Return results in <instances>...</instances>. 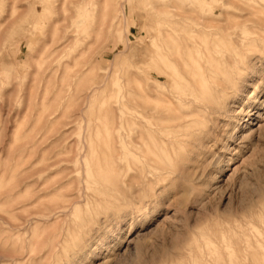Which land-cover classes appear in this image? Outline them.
Listing matches in <instances>:
<instances>
[{
    "label": "rangeland",
    "instance_id": "obj_1",
    "mask_svg": "<svg viewBox=\"0 0 264 264\" xmlns=\"http://www.w3.org/2000/svg\"><path fill=\"white\" fill-rule=\"evenodd\" d=\"M209 48L234 117L152 171L130 123L148 60ZM0 264H264V0H0Z\"/></svg>",
    "mask_w": 264,
    "mask_h": 264
},
{
    "label": "bare ground",
    "instance_id": "obj_2",
    "mask_svg": "<svg viewBox=\"0 0 264 264\" xmlns=\"http://www.w3.org/2000/svg\"><path fill=\"white\" fill-rule=\"evenodd\" d=\"M176 44V42H172L173 46H176ZM192 50L194 49L193 46H190V40L184 39L185 53L188 54ZM206 53L207 58L210 59V63L207 67L179 60L181 64L176 65V69H170L167 66L160 65L156 62L154 57H151V59L148 60L151 63V65H149L150 71L147 72L149 83L145 88L142 87L143 83L138 82L139 84H137L140 91H145V96L140 97L138 95L134 98L135 115L130 121L133 128L132 149H130L132 153L139 156L141 162L145 161L146 158L147 164L149 165L148 169L152 171L154 168V156L160 159L159 156L162 153L164 155L168 154V148L170 147H175L178 149V153L180 152L181 146L183 145L182 138L186 137V135L183 134L185 129L196 128L198 125L204 126L203 122L195 119L201 116H208L211 126H217L221 121V117L225 118V120H230V118L232 119L234 117L235 113L231 111L232 102L230 100L237 97L240 92L238 84L221 83L219 80L222 77V72H220V69L215 64L217 60L213 56L212 49H207ZM139 63L140 65H144L142 62ZM206 77L213 78L214 82L209 83L206 81ZM253 106H250L249 109H252ZM245 112L246 110L242 108L238 116L245 114ZM249 112L248 110L246 114H249ZM213 116H215V118L210 120L209 118ZM226 122L229 126L230 121ZM211 131V128L206 132L200 128L197 132L198 136L206 138V136L208 137V135L211 134ZM193 133L190 134V138L193 141L191 144L204 148L206 146L205 139L195 138ZM111 145V150L108 153V162L114 165L118 150L114 143ZM144 149L146 150L145 153ZM177 149H174L175 153ZM84 157L85 153L80 155V159ZM158 169L157 171L161 175L168 170L166 166L164 168L159 167ZM255 256L257 258V254Z\"/></svg>",
    "mask_w": 264,
    "mask_h": 264
}]
</instances>
